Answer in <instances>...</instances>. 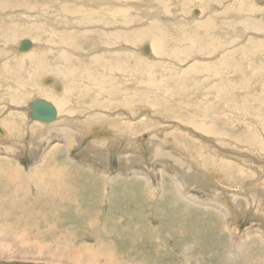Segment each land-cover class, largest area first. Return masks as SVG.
<instances>
[{"label": "rangeland", "instance_id": "374dc122", "mask_svg": "<svg viewBox=\"0 0 264 264\" xmlns=\"http://www.w3.org/2000/svg\"><path fill=\"white\" fill-rule=\"evenodd\" d=\"M179 1L171 0V8L163 10L169 19L177 17L179 25H187L188 30L194 28L195 34L201 35L198 26L204 18L214 17L218 22L224 19L218 29L213 31L214 26L210 27L209 36L215 43L196 34L197 38L190 39V44H175L177 48L173 50L179 53L166 52L158 57L153 53L152 58L143 53V57L158 64L147 63L149 71L145 73L131 69L132 56L131 59L123 56L128 59L123 58L124 68L119 72H134L139 78L130 75L126 80V85L135 84L131 90L123 89L118 75L105 69L119 65L114 58L118 55L114 51L115 43L121 41L118 38L110 39L113 44L101 42L105 51L100 49L87 59L68 51H87L85 42L82 48L68 46V50L62 48L60 53L51 55L52 65L51 60L48 62L50 58L38 60L31 54V63L39 61L41 66L47 65L48 72L43 68L31 71L22 62V56L10 55L22 70L8 78L0 74V82L6 81L10 89L2 92L4 96L0 93V119H4V122L0 120L4 131L0 135V162L3 163L0 165V242H10L12 249L0 247V264H70L68 255L81 246L96 254L99 264H264V166L261 169L247 166L223 150L221 155L204 140L210 139L222 149L239 150L241 154L264 160V109H261L262 98L257 96L259 92L252 93L254 88H264V6L260 4L263 0H238L239 8L248 9L246 12L236 11L234 7L230 11L232 0L212 2L209 6L207 0H190L187 6ZM63 2L67 4L68 0ZM136 3L142 4L140 0ZM74 4L84 6L78 1ZM179 7L177 16L174 10ZM197 8L199 12L195 11ZM41 12L51 15L49 11ZM140 12L136 11L140 17L137 20L143 24L135 28L141 32L136 38L129 37L131 45L142 48L156 39L164 25L159 17L142 18ZM188 17L192 18L191 23L185 21ZM22 24L9 23L13 32L10 45L23 39L34 41L31 34L36 33L28 25L32 23H26L27 29ZM174 28L179 29L177 23L169 30ZM70 32L59 30L57 33ZM22 35L26 38H20ZM2 37L0 49L5 46ZM171 40L175 42L176 38H163L166 45ZM46 44L53 45L50 39ZM53 46L60 48L61 45ZM5 55H0V59H5ZM54 60L63 66L62 72H58L59 63ZM49 67L56 72H49ZM25 73L30 74L33 88L24 78ZM54 83L58 88L62 85L63 97L67 100L65 106H60L64 117L47 125L37 122L31 126L33 121L29 122L30 130H22L24 127L19 122L14 128L10 124L11 116L18 112L26 114L25 99H37L34 91L39 90L47 101L54 103V95L59 94ZM17 84H25L24 90L30 86L34 95L31 96V91L21 93L23 90ZM147 109L152 112L153 121ZM257 118L261 122L254 120ZM75 123L79 125L70 127ZM87 124H91L95 135L84 132L81 125ZM204 126L207 132L200 128ZM126 130L129 138L124 136ZM255 141L257 150L252 149ZM214 170L220 175L215 178L216 183L210 178L215 176ZM32 242L48 244L50 251H41V258L45 259H38L40 250L36 251ZM27 243L29 250L24 252L26 259L21 261L18 251ZM57 248L64 251L59 263L51 261L59 254ZM13 253L16 255L13 260L6 258ZM85 259L81 258L77 264H90Z\"/></svg>", "mask_w": 264, "mask_h": 264}, {"label": "bare ground", "instance_id": "6f19581e", "mask_svg": "<svg viewBox=\"0 0 264 264\" xmlns=\"http://www.w3.org/2000/svg\"><path fill=\"white\" fill-rule=\"evenodd\" d=\"M63 1H66V0H0V26L2 27V32H0V37H2L4 35V37H2V41L4 42V45L2 47V49H0V55L1 57H3L4 53L6 54L5 55V59H0V74L1 76L5 75L6 78L8 77H12L14 75H17L18 74V70H22V68H17L19 65L14 62L12 59H10V55H15V56H22L21 57V60L22 62L26 65H29L31 68L30 70H42L41 68L45 69V71H47V65L44 67V66H41L42 64L37 61V62H34V63H31V54H33L34 56H36V58L39 60V58L41 57H48V62L51 64L52 63V59L53 57L51 55L53 54H58L61 52L62 48H65L66 50H68L70 47L76 49V48H82V44L83 42L85 43H88L86 44V50L83 49V50H80V51H74V50H68L70 52H72L71 54H77V55H83L85 56V58L87 59L91 54H94V53H97V51H99L100 49L104 50L105 51V47L102 48L101 46V42H104L106 44H113L114 41L110 40V39H113V38H118L119 40L121 41H118L117 45H115V53H117L118 55H114V58L117 59V63L119 64L118 66H114L113 68L112 67H108L106 66L105 69L107 71H111V72H115L114 74L118 75V81L119 83L121 84V86L123 87V89H133L135 87V84H132V85H126V80L128 78H130V75H133L134 76V72H130V71H126V72H119L121 71L122 69V65L123 63L125 62V60L128 59V57H123V56H129V59H131L130 56H132V59L134 60V62H131L132 64V67L131 69L133 70H138L140 71L139 73L141 72H147L149 71V67L147 65V63H153L154 60H150V59H147L143 56H145L143 54V49L144 47L140 48L138 45H131L132 41L130 40V37L129 36H133V38H136L138 37V35L140 34L141 32V29L140 28H135L137 26H140L143 24V22H138L139 20L138 19V15H136V11H140L141 10V17L142 18H147L148 16L152 17V16H156L159 17L161 20H159V22L164 25V27H162L158 33V36H156V39L154 41H148V40H145V41H148L149 45H146L144 42V44L147 46L148 51H149V54H148V57L149 58H152V56H154L153 53L157 54V57L158 56H162V55H165V53H169L171 52L172 53H177L178 51L177 50H173V48H177V46H180L183 42L185 43H188L190 44V39H193V38H197V35L198 33L195 34V30L193 28V30L191 29L192 26H190V29L191 30H188L186 27H188L186 25V27L182 25H179V21H178V18H172V19H169L166 15L167 11L166 10H163L164 7H170L171 8V0H140L142 2V4H138L136 3V1L138 0H70L71 2H69L68 0V3L67 4H64L63 5ZM75 1H78V2H81L84 4V6H78L75 3ZM192 2H196L197 0H191ZM199 1H203V0H199ZM208 1V6L214 2V3H218L220 2L221 0H207ZM227 1V0H226ZM232 4L231 6L228 8H232L234 7V10L236 11H239L241 12L242 10L244 9H241L239 8V4L241 2H239L238 0H232ZM243 1V0H242ZM247 1V0H246ZM63 2V3H62ZM190 2V0H180L179 3L182 4L183 6V3L186 5ZM254 2V1H253ZM37 3H40V5H37ZM42 3V4H41ZM62 3V4H61ZM200 2H198L199 4ZM242 3H245L242 2ZM246 4V3H245ZM248 4V3H247ZM260 4H263L264 6V0L263 2ZM43 5V6H42ZM130 6V8H126L124 6ZM176 5V4H175ZM252 5H254L252 3ZM251 5V6H252ZM187 6V5H186ZM222 6V5H221ZM226 6V5H225ZM244 6V4H243ZM242 6V7H243ZM173 7V6H172ZM228 7V6H227ZM227 7H224V9L226 8V11L230 12L233 10L230 9L227 10ZM258 8L260 6H257ZM18 8H22L23 10H19L18 11ZM135 8L137 9H140V10H135ZM175 8V6H174ZM195 8V7H193ZM209 8V7H208ZM212 8V7H211ZM214 8V7H213ZM244 8V7H243ZM248 8V7H247ZM255 8V7H254ZM17 9V10H16ZM36 9L38 10V12L36 11ZM153 9V13H149V11ZM181 7H179V11L178 10H174L175 12V15H179L180 13V10ZM252 9V8H251ZM250 9V11L252 12V10ZM264 9V7L262 8ZM24 10L26 11H29L27 13L24 12ZM41 10L43 11H49L51 13L50 16H48V14H45V15H42L40 14ZM193 10V9H192ZM213 10V9H212ZM210 10V11H212ZM217 10V9H216ZM220 10H223L220 9ZM248 10V9H247ZM247 10H244V12H246ZM258 10V9H257ZM34 11V13H32ZM197 12H199V8H197V10H195ZM215 11V10H213ZM225 11V10H223ZM235 11V12H236ZM37 12V13H36ZM158 12H160L162 15L164 16H161L160 14H157ZM249 12V11H248ZM42 13V12H41ZM47 13V12H46ZM49 13V14H50ZM192 13V12H191ZM190 13V14H191ZM237 13V12H236ZM38 14V15H37ZM53 14V15H52ZM138 14V13H137ZM218 14V13H217ZM246 14V13H245ZM212 15V14H211ZM224 15H227V13H224ZM64 17V18H61V17ZM138 16V17H137ZM17 17V18H16ZM114 17H117L116 19ZM200 17V16H199ZM207 17V16H206ZM221 17V16H220ZM224 17V16H223ZM140 18V17H139ZM191 17H188L187 19L185 18V21L190 20ZM209 18V17H207ZM222 18V17H221ZM15 19V20H14ZM192 19V18H191ZM205 19V18H204ZM202 20L201 23L199 24L198 26V30L200 31L199 33L201 35L199 36H202L204 39H210L212 40L214 43H215V39L212 37V36H209L211 29L210 27H213V31L218 29L217 26H219V22L216 20V18L214 17H210L209 19L207 20ZM220 19V18H219ZM226 19V17H225ZM242 19V18H241ZM264 19V18H263ZM62 20H65V21H62ZM154 20V19H153ZM196 20V19H195ZM221 20V19H220ZM224 20V19H223ZM222 20V21H223ZM235 20V19H234ZM13 21H17V22H20L22 24L21 27L27 29L26 27L28 25H30V31L32 33H36V34H31L32 38L34 39V41L32 42L31 41V47L27 50V51H21L19 46H20V43L21 41L16 45H10L11 42H12V38H13V32L11 30V27L12 25H9L10 22H13ZM146 21V20H145ZM192 21V20H191ZM191 21L189 23H191ZM221 21V22H222ZM229 21V20H228ZM251 21V20H250ZM263 21V20H262ZM27 22H30L32 24H26ZM42 22V23H41ZM220 22V23H221ZM225 22V21H224ZM222 22V23H224ZM239 22V21H238ZM242 22V21H241ZM240 22V23H241ZM244 22H249L248 20L247 21H244ZM178 24L179 26V29L177 28H174L171 30H169L172 25L174 26V24ZM19 24V23H18ZM193 24V23H192ZM20 25V24H19ZM52 25V30L50 28V26ZM108 25H111V26H108ZM223 25V24H222ZM228 24H225V26H227ZM86 27V28H85ZM134 27V28H132ZM84 28V29H82ZM223 28V27H222ZM221 26L219 27V29H221ZM234 28V27H233ZM29 29V28H28ZM37 29H41V30H44V32H42L41 30H37ZM240 29V28H239ZM246 30H248L247 28H244ZM3 30H5L3 32ZM61 31V30H70L71 32L70 33H64V34H61V35H58V31ZM27 30H25V33H26ZM225 31V30H224ZM228 34L230 33V30H228ZM249 31V30H248ZM28 33V32H27ZM26 33V34H27ZM49 33V34H48ZM223 33V32H222ZM52 34V35H50ZM242 34L244 36H246V34L242 31ZM30 35V34H29ZM47 36V37H46ZM53 36V38L51 37ZM165 36H170V37H173V38H176L175 42L174 40H171L169 41V43L166 45L164 44L163 42V38ZM199 36H198V39H199ZM229 36V35H228ZM248 36V35H247ZM201 37V38H202ZM226 37V36H225ZM242 37V36H241ZM17 37L14 36V39H16ZM19 38V37H18ZM20 38H26L25 35H22ZM29 38V37H28ZM179 38H182V40H179ZM200 38V39H201ZM221 38V37H220ZM50 39L51 42L53 43V45L55 43H59L61 46L62 45H65V47H56V46H48L46 44V41ZM100 39H103L104 41H100ZM38 40H41L42 42H40V45L41 47L38 48L35 52H34V49L35 47H38L39 43L37 44V41ZM224 40V39H223ZM234 40V39H233ZM100 41V42H99ZM230 41V40H229ZM119 42H121L122 44H120ZM228 41H226L225 43V46L227 44ZM231 42V41H230ZM235 42V41H234ZM242 42V41H241ZM142 43V44H143ZM177 46H176V45ZM39 45V46H40ZM81 45V46H80ZM1 46V45H0ZM67 46V47H66ZM69 46V48H68ZM150 46V47H149ZM189 46V45H188ZM223 47V46H222ZM140 48V49H139ZM187 48V47H186ZM169 49H172L171 51ZM181 49V48H180ZM185 49V48H183ZM188 49V48H187ZM190 49H192V46L190 47ZM189 49V50H190ZM186 50V49H185ZM85 51V52H84ZM101 51V50H100ZM175 51V52H174ZM4 52V53H3ZM34 52V53H33ZM64 52H67V51H64ZM83 52V54H81ZM185 52V51H184ZM188 52V51H186ZM179 53V52H178ZM62 54V53H61ZM181 54V53H180ZM242 54V53H241ZM241 54L239 56H241ZM67 55V54H66ZM167 55V54H166ZM169 55V54H168ZM212 55V54H211ZM215 55V54H213ZM69 57H71L70 55H67ZM171 56V55H170ZM173 56V55H172ZM175 57V56H174ZM123 58H126L125 60H123ZM220 58V57H219ZM170 59V58H169ZM172 59V58H171ZM193 59V58H192ZM214 60L216 58H213ZM140 60H142L140 62V64L138 63ZM158 59H156L155 61H157ZM164 60V59H163ZM186 60V59H185ZM198 60V59H197ZM255 60V59H254ZM131 61V60H130ZM149 61V62H147ZM201 62V60H198ZM55 62V60H54ZM136 62V63H135ZM168 62V61H167ZM205 62V61H204ZM213 62V61H211ZM215 62V61H214ZM213 62V63H214ZM48 63V64H49ZM55 63H59L57 65V69H58V72H62L63 71V66L60 65V62L58 60H56ZM128 62H126L127 64ZM156 63V64H155ZM153 64H151L152 66L153 65H158L157 62H155ZM129 64V63H128ZM127 64V66H128ZM204 65V63H202ZM222 66L225 65L224 63H221ZM38 65V66H36ZM52 65V64H51ZM130 65V64H129ZM150 65V66H151ZM161 65V64H160ZM194 65V64H193ZM201 65V64H199ZM215 65V63L213 64ZM36 66V67H35ZM125 66V67H127ZM178 66V65H177ZM183 66V65H182ZM192 66V65H191ZM195 66V65H194ZM206 66V65H205ZM217 66V65H216ZM220 66V65H219ZM222 66H220L222 68ZM233 65H231L232 67ZM27 67V66H26ZM35 67V68H33ZM55 67V66H54ZM131 67V66H130ZM129 67V68H130ZM142 68V70L140 68ZM155 67V66H154ZM176 67V66H174ZM180 68H182L181 66H179ZM178 67V68H179ZM197 67V66H196ZM201 67V66H199ZM198 67V68H199ZM214 67V66H213ZM225 67V66H224ZM230 67V68H231ZM50 68V71L49 72H56V69L53 70L52 67H49ZM52 68V69H51ZM124 68V67H123ZM193 69V68H191ZM196 69V68H194ZM193 69V70H194ZM206 69V67H205ZM203 69V70H205ZM220 69V68H219ZM151 70V69H150ZM187 71H189L188 69H186ZM13 71H16L17 73L13 72ZM43 71V72H45ZM137 71V72H138ZM178 71H181L180 69ZM187 71L185 72L187 74ZM223 71V69H222ZM48 72V71H47ZM197 72V71H196ZM32 73L34 74V72H31L30 74L32 75ZM112 73V74H113ZM189 73V72H188ZM30 74L29 76L27 75V73H25L24 75V78L27 81L28 84H30V86L33 88V84L30 82L29 79H31L30 77ZM148 74V73H147ZM151 74V73H150ZM223 76L224 74L221 73ZM234 74V73H233ZM188 75V74H187ZM246 75V74H245ZM132 76V77H133ZM137 75H135L134 77H136ZM147 76V75H146ZM150 76V75H149ZM227 76V75H226ZM251 76V75H250ZM249 76V77H250ZM108 78V76H107ZM138 77H136L135 79H137ZM147 78V77H146ZM205 78V77H203ZM226 78V77H225ZM238 78V77H237ZM5 79V78H4ZM139 79V78H138ZM189 79V78H188ZM193 79V78H192ZM224 79V78H222ZM227 79V78H226ZM8 80V79H7ZM11 80V79H10ZM15 80V79H14ZM40 80V79H39ZM150 80V79H149ZM22 81V80H21ZM53 81V80H52ZM107 81V80H106ZM117 81V82H118ZM147 81V80H146ZM24 82V81H23ZM46 82H49V81H46ZM55 82H56V79H55ZM145 82V81H144ZM149 82H152V81H149ZM233 82V81H232ZM243 82V81H242ZM2 83V84H1ZM19 83V82H18ZM44 83V81H43ZM249 83V82H248ZM128 84V83H127ZM152 84V83H151ZM262 84V83H261ZM13 87L15 86V84H12ZM18 85V89H21L23 90L21 93H28V91H31V96L34 95L33 94V89L30 90V86H28V88H26L27 90H24L23 89V86L25 84H17ZM240 85V84H239ZM243 85V84H242ZM54 86H55V83H54ZM253 86V85H252ZM57 86H55L56 88ZM111 87V86H110ZM250 87V86H249ZM264 87V86H263ZM15 88V87H14ZM247 88V87H246ZM17 89V87H16ZM59 90V94L57 93L55 96V99L52 100L54 103L50 102V101H47L49 99L47 98H44L42 96V93L38 91H34L35 95L37 96V99H43L45 101H47L48 103H50L54 108H55V111H56V118L53 120V122H50V123H56L59 119L63 118L64 117V113L63 111H60V106H65L67 104V100L63 97V94H64V91L62 92L63 90V87L62 85H60V87L58 88ZM57 90V89H56ZM5 91H10L9 87H8V83L6 81H3L0 82V93L2 92H5ZM57 91V92H58ZM129 91V90H128ZM259 92L257 94V96H259L260 98H262V102H261V109H264V88H260L258 87L257 90H255V88L252 90V93L254 92ZM62 92V93H61ZM6 93V92H5ZM12 93V92H11ZM55 93V92H54ZM128 93V92H127ZM13 94V93H12ZM130 94V93H129ZM132 94V93H131ZM1 95V94H0ZM3 95V93H2ZM5 95V94H4ZM3 95V96H4ZM7 95V94H6ZM23 95V94H22ZM2 97V96H1ZM26 97V96H25ZM20 98L23 100L24 97L20 95ZM7 99V98H6ZM28 99V98H27ZM25 99L26 101V114L24 115L22 112H18V113H15L11 116V123L12 126L14 127V125H17L16 123L19 122V125L22 124L23 125V129H27L30 125H28L29 122H32L31 126L33 125H36L38 124L36 122H34V120H30L29 117H28V112L30 110L29 108V103L33 101L32 100H28ZM47 99V100H46ZM112 99V98H111ZM132 100V104H133V101H134V98H130ZM36 100V98H34V101ZM150 100V99H149ZM123 101V100H122ZM5 102H9V100L5 101ZM137 102V101H136ZM257 102H260V101H257ZM152 103V102H151ZM252 103H255V102H252ZM162 105V103H161ZM10 106V105H9ZM12 106V105H11ZM23 106V105H22ZM21 106V107H22ZM164 106V105H163ZM16 107V106H15ZM8 108V107H7ZM14 108V107H13ZM12 108V109H13ZM20 108V107H19ZM25 108V107H24ZM11 109V108H9ZM14 110V109H13ZM69 110V109H68ZM17 111H18V108H17ZM71 111V110H70ZM120 111V110H119ZM146 113L149 115V118L151 119V121H153L152 117V112L150 110H145ZM7 112V110H6ZM72 112V111H71ZM70 112V113H71ZM2 113V112H1ZM4 113V112H3ZM114 113V112H113ZM124 113H128V112H125ZM5 114V113H4ZM3 114V116H4ZM64 114V115H62ZM69 114V113H68ZM74 114V113H73ZM73 114H71L73 116ZM117 114V113H116ZM122 114V113H121ZM129 114V113H128ZM77 116V115H76ZM141 117L144 116V115H140ZM252 116V115H251ZM254 116V115H253ZM26 117V119H25ZM70 116L68 115V117L66 116L65 118H69ZM75 117V116H74ZM80 117V116H79ZM130 116H128L129 118ZM255 117H257L255 115ZM21 118H23V120H25V122H22ZM64 118V120H65ZM133 119V117L130 118V120ZM4 122V119H0ZM21 120V122H20ZM28 120V121H27ZM70 120V119H68ZM254 120H259L258 118L257 119H254ZM128 121V120H126ZM133 121V120H131ZM135 121V120H134ZM133 121V122H134ZM261 122L260 120L258 121V123ZM35 123V124H34ZM91 123H93L91 121ZM138 123V122H136ZM136 123H132V124H136ZM199 123V122H198ZM247 123V122H246ZM245 123V124H246ZM48 123H43L41 125H47ZM131 124V125H132ZM147 124V123H146ZM145 124V125H146ZM203 124V123H202ZM75 125H79L78 123H75V124H72L70 127H73ZM138 125V124H137ZM195 125V124H194ZM247 125V124H246ZM30 126V127H31ZM84 130V132L88 133V135H95L94 131L91 130V124H87L86 126L84 125H81ZM199 126H202V125H199ZM16 127V126H15ZM14 127V128H15ZM141 127V126H140ZM130 128V127H129ZM137 128V127H135ZM200 128H203L206 132H207V127L204 126V127H200ZM18 129V128H17ZM15 129V130H17ZM138 129V128H137ZM188 129V128H187ZM3 130V129H2ZM14 130V131H15ZM21 130V129H20ZM28 130H30L28 128ZM26 131V130H25ZM37 131V130H36ZM203 131V132H205ZM126 134L124 136H126V138L128 137L127 136V130L125 131ZM189 132V131H188ZM17 133V132H15ZM20 133V132H19ZM139 133V132H138ZM4 135V131L2 133ZM0 134V135H2ZM22 134V133H21ZM204 134V133H203ZM6 135V134H5ZM18 135V134H17ZM123 136V135H122ZM199 136V135H198ZM31 137V135H30ZM37 137V136H36ZM35 137V138H36ZM119 137V136H118ZM2 138V137H1ZM8 138V137H7ZM16 138V137H15ZM38 138V137H37ZM129 138V137H128ZM131 138V137H130ZM206 138V137H205ZM209 139V138H208ZM246 139V138H245ZM19 140V139H18ZM17 140V141H18ZM34 140V139H33ZM121 140V138H120ZM132 140V143H133V139H130ZM205 142L209 141L211 143V148L212 149H218V151L221 153V155H223L224 153L221 152V150H223L224 152H226V155L227 156H231V157H234L236 156L237 160L241 159L242 163H244L245 165L247 166H251V167H256L257 169H261L262 166H264L262 163L264 162V160H262L261 157L259 156H253V155H248L247 153H243L241 154L239 152V150H237L236 152H234V150L232 149H222L218 146H216L210 139L209 140H206L204 139ZM20 141H22L20 139ZM115 141V140H114ZM117 141V140H116ZM118 142V141H117ZM202 142V140H201ZM255 146L254 148L252 147L253 150H257L258 146H257V141H255ZM5 144V143H3ZM14 144V143H13ZM12 144V147L15 148V145ZM98 144V143H97ZM112 144V143H111ZM114 144V142H113ZM112 144V145H113ZM119 144V143H118ZM116 145V144H115ZM100 146V145H99ZM102 147V146H100ZM204 147V146H203ZM202 147V148H203ZM249 147V146H248ZM16 150V149H15ZM248 150H250L248 148ZM250 152H252L250 150ZM13 153V152H12ZM9 154V153H8ZM42 161L44 160V158L41 159ZM14 163V162H13ZM3 164L2 162H0V165ZM19 164V163H18ZM6 167V166H5ZM223 169V168H222ZM2 170V169H1ZM5 170V169H4ZM8 170V169H7ZM217 170V169H216ZM214 170L212 172L213 175H215L214 177L211 176L210 178L214 179L215 181V178L218 179V177L220 176L218 171ZM6 174H8V171H5ZM207 173V172H206ZM5 174V175H6ZM3 175V174H1ZM28 178V177H27ZM225 178V177H224ZM220 180V179H219ZM218 180V181H219ZM223 180V179H222ZM221 180V181H222ZM224 181H228V180H224ZM30 182V181H29ZM217 182V180L215 181V183ZM223 182V181H222ZM225 183V182H224ZM218 184V183H217ZM229 184V183H228ZM5 185V184H4ZM8 185V184H7ZM16 185V184H15ZM227 185V184H226ZM232 185V183H231ZM3 186V185H1ZM221 186V185H220ZM230 186V184H229ZM13 187V186H12ZM22 187V186H21ZM28 187V186H27ZM222 187V186H221ZM1 188V187H0ZM228 188V187H227ZM231 188V187H230ZM234 189V188H233ZM12 190V189H11ZM229 190V189H228ZM10 195V194H9ZM8 195V196H9ZM61 196V195H60ZM19 201V200H18ZM201 203V202H199ZM215 204V203H214ZM220 205V204H218ZM224 206V205H223ZM216 207V206H215ZM220 207H222L220 205ZM225 207V206H224ZM223 208V207H222ZM221 210L224 212V213H227L226 210L223 208ZM220 210V209H219ZM220 210V211H221ZM4 234V233H3ZM2 235V234H1ZM9 243L10 242H7L6 240L4 241H1L0 242V247L2 248H7V249H10L9 248ZM33 245L34 248H36L35 250H40V252L38 253V259H45V258H41L43 256V252H48L50 251L49 249V246L48 244H45V245H42V244H38L36 242H32L31 243ZM52 245V244H51ZM59 245V244H58ZM78 245V244H77ZM30 244L27 243L25 245H23V248L21 251H18L19 252V257H20V260L23 261L26 259V252L29 250V247ZM56 248V246H55ZM63 248H61V250L59 248H57L56 250L59 251V254L57 257H54L51 259V261H54V262H61L62 261V255L64 253V251L62 250ZM65 249V248H64ZM71 249V248H70ZM12 250V249H10ZM68 250V249H67ZM72 250V249H71ZM26 251V252H25ZM25 252V253H24ZM16 256L13 254L11 255H8L6 258L9 259V260H13V258ZM69 256V263L70 264H77V262L81 261L80 259H84L85 257H87L86 262L89 261L90 264H99L98 261H97V257H96V254H92L90 252H88L87 250V247L86 246H81L80 248H78L77 250H74L73 249V252H70V254L68 255ZM79 256L81 258H79ZM13 257V258H12ZM1 258V257H0ZM90 258V259H89ZM99 260V258H98ZM105 263H107V261H105Z\"/></svg>", "mask_w": 264, "mask_h": 264}, {"label": "water", "instance_id": "95a60500", "mask_svg": "<svg viewBox=\"0 0 264 264\" xmlns=\"http://www.w3.org/2000/svg\"><path fill=\"white\" fill-rule=\"evenodd\" d=\"M31 41L28 39H23L20 43V50L27 51L31 47ZM143 53L145 55L149 54L148 48L145 45L143 49ZM55 89H58L56 87ZM59 90V89H58ZM29 112L28 117L30 120H36L41 123H50L56 118V111L55 108L43 99H36L29 103ZM3 133V130L0 128V134Z\"/></svg>", "mask_w": 264, "mask_h": 264}]
</instances>
